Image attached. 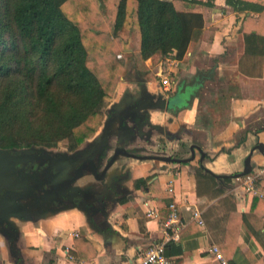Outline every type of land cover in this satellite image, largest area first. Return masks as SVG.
Wrapping results in <instances>:
<instances>
[{
    "label": "crops",
    "instance_id": "1",
    "mask_svg": "<svg viewBox=\"0 0 264 264\" xmlns=\"http://www.w3.org/2000/svg\"><path fill=\"white\" fill-rule=\"evenodd\" d=\"M213 2L183 61L172 54L146 62L155 73L176 66L182 76L215 68L217 81L206 86L221 85L213 116L202 114L199 97L175 115L159 80H122L112 106L131 118L113 114L89 144L50 154L53 165L40 157L0 170V264H138L157 242H166L174 264H218L214 245L228 264H264V199L237 181L264 166V60L251 73L246 13L227 0ZM182 127L187 132L179 135ZM141 130L152 132L150 141L140 140ZM201 166L233 178L198 180ZM258 185L264 191V181ZM146 203L159 208L157 218L146 216ZM172 203L180 211L178 239H168L172 232L163 227ZM195 208L204 226L193 220Z\"/></svg>",
    "mask_w": 264,
    "mask_h": 264
},
{
    "label": "trees",
    "instance_id": "2",
    "mask_svg": "<svg viewBox=\"0 0 264 264\" xmlns=\"http://www.w3.org/2000/svg\"><path fill=\"white\" fill-rule=\"evenodd\" d=\"M227 3L246 13L245 57L258 74L264 0ZM213 6V0H0V150L42 154L66 142L58 153L74 151L89 144L113 114L123 122L131 118L112 106L120 82L160 80L146 62L172 54L183 61L205 26L204 8ZM216 80L215 68L173 80L177 88L167 109L178 115L190 108ZM186 132L182 127L179 135ZM196 176L233 178L216 177L202 166Z\"/></svg>",
    "mask_w": 264,
    "mask_h": 264
},
{
    "label": "built area",
    "instance_id": "3",
    "mask_svg": "<svg viewBox=\"0 0 264 264\" xmlns=\"http://www.w3.org/2000/svg\"><path fill=\"white\" fill-rule=\"evenodd\" d=\"M121 57V55H119ZM163 73V71H162ZM157 76L160 77V82L162 83L165 91L170 92L172 90L173 82L171 81L170 77L162 79V75L157 73ZM237 181H241L243 187L246 191L253 193L256 197L264 199V191H261L258 188V183L264 181V166L255 170V172L246 174L244 177ZM145 213L148 218H157L159 216V208L155 204L146 203L145 204ZM193 220L201 226L205 225L203 212L195 208L192 214ZM180 211L177 203H172L169 206V215L167 219L163 222V227L165 228L166 232L169 233L170 231L172 234L168 236V239H178L179 234L181 232L180 227ZM210 252L214 255L215 260L218 264H228L227 260L221 253L218 246H212ZM66 253L68 257L72 258L71 256V248H66ZM138 264H174L172 258L167 256L166 254V242H157L151 245L140 257Z\"/></svg>",
    "mask_w": 264,
    "mask_h": 264
},
{
    "label": "rangeland",
    "instance_id": "4",
    "mask_svg": "<svg viewBox=\"0 0 264 264\" xmlns=\"http://www.w3.org/2000/svg\"><path fill=\"white\" fill-rule=\"evenodd\" d=\"M171 68H172V66H171ZM173 68H174V70L171 69L172 72H169L170 69L168 68L163 73H162V70L159 71L158 74L159 75H162L161 77H162L163 80H164V78L170 77V79H171L172 82L174 80V82L177 83L179 81V78L180 77H183L184 75L182 76L183 72L181 70L177 69L176 66H173ZM192 77L193 76H190V78H192ZM127 81L135 82L134 80H127ZM172 86H173L172 87V90H176L177 85L174 86V83H173ZM220 86L221 85H218V86L208 85V87L204 90V94H202L203 96L199 98V101H200V109L202 110V114H205V116H208V117L213 116L214 103H215V99L214 98L216 96V92L218 91V90H216V87L219 88ZM141 133H143V134H141ZM153 135L155 136L154 132H153ZM151 138H152V132L150 130L149 131H142L141 130V132H140V140L142 142H148V141L151 140ZM59 146H60V148H58V149H61V151H62L63 149H65L67 147V143L66 142H62ZM58 149L57 150H54V151H51V152L58 153L59 152ZM40 151H42L44 153H47V154H49V153L52 154L49 150H47V151L40 150Z\"/></svg>",
    "mask_w": 264,
    "mask_h": 264
},
{
    "label": "water",
    "instance_id": "5",
    "mask_svg": "<svg viewBox=\"0 0 264 264\" xmlns=\"http://www.w3.org/2000/svg\"><path fill=\"white\" fill-rule=\"evenodd\" d=\"M107 127L108 126H106L105 128L107 129ZM40 157L51 159L52 165L55 162V157L51 156L50 153L49 154L42 153V155H39V154H22V153H11L10 151H7V150L6 151L0 150V170L7 172L15 163L30 161V160H34V159H37ZM114 157H116V156H114ZM113 161H114V158L111 161L110 165L113 163ZM247 173L248 172H246V174ZM79 175H80V171H79V173L76 174V179L79 178ZM4 183H7V182H4ZM6 185H8V183ZM2 201H3V199L0 197V203L5 204ZM1 204H0V207H2Z\"/></svg>",
    "mask_w": 264,
    "mask_h": 264
}]
</instances>
